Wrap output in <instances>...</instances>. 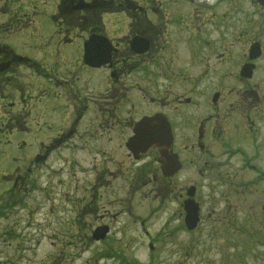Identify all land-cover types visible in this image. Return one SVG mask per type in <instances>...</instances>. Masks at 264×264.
<instances>
[{"label": "flooded vegetation", "instance_id": "1", "mask_svg": "<svg viewBox=\"0 0 264 264\" xmlns=\"http://www.w3.org/2000/svg\"><path fill=\"white\" fill-rule=\"evenodd\" d=\"M43 3L0 0V126L6 125L11 137V148H0L6 158L0 172L4 186L26 188L32 166L56 154L69 165L59 169H67L69 178L57 183L71 192L70 198L64 192L63 201L71 211L70 232L74 237L86 232L88 218L91 236L97 227L108 230L100 243L113 234L112 221L126 214L127 185L149 187L155 199L160 189L168 194L177 181L183 188L188 185L173 197L183 218L186 189L194 188L196 196L199 185L214 189L223 183L222 157V165L243 157L249 172L254 160L261 166L264 93L256 91L254 76L258 61L264 60V0H54V32L48 42L37 21ZM240 17L251 20L233 27ZM46 49L51 52L43 54ZM250 63L252 77L244 78L242 67ZM32 91L43 98L41 105L32 104ZM27 98L32 103L24 109H31V120L37 110L35 128L43 119L45 132L56 130L48 141L44 133L35 150L17 139L42 135L38 128H25L30 133L16 129L23 117L13 108ZM74 138L93 155L82 197L80 173L86 170L58 151ZM118 155L122 158L115 161ZM173 157L181 168L171 175ZM195 170L199 182L192 177ZM8 194L15 200L11 224L17 230L23 224L16 209L23 200ZM98 204L105 215H93ZM2 209L0 204V220Z\"/></svg>", "mask_w": 264, "mask_h": 264}, {"label": "rangeland", "instance_id": "2", "mask_svg": "<svg viewBox=\"0 0 264 264\" xmlns=\"http://www.w3.org/2000/svg\"><path fill=\"white\" fill-rule=\"evenodd\" d=\"M53 1L44 0L43 10L37 18L41 22L43 42H48L54 32L51 18ZM255 15L257 18L258 14L254 13L253 17ZM249 20L251 19L240 17L233 27L248 23ZM54 51L56 52L55 49L52 52ZM49 52L51 51L46 49L43 54ZM22 53L34 57L30 50H23ZM258 64L254 83L258 86L256 91L264 93V60L258 61ZM40 81L43 82V78ZM39 90L42 89L39 87ZM29 94L31 98L34 97L33 103L27 98L24 102L16 103L13 111L23 117L21 124L16 126L17 130L30 133L25 128L32 127L34 131L38 128L42 132L40 139L36 140L26 138L23 134L17 138L26 140L35 150L39 149L44 133V140L48 141L55 136L56 130L50 127V131L45 132L43 119L40 124L37 120L35 128L37 110L33 112L31 120V109L24 108H28L31 103L41 105L43 98L35 91ZM82 128L83 126H79L80 131ZM9 132L6 125L0 126V148L5 152L11 148L8 146V140L11 139ZM83 145V141L74 138L58 150L63 159L70 161L75 158L81 168L86 170L85 173H80V197L83 196L82 182L91 180L90 165L93 160V155L80 149ZM18 147L23 145L19 143ZM90 148H97V145H91ZM121 158L119 155L114 156L115 161ZM223 158L219 161L223 183L214 189L198 184L196 199L199 200L201 223L196 231L187 232L183 218L178 217L179 208L173 197H178L188 185L183 188L175 179L176 187L168 194L167 189H160L157 199L149 187L134 188L127 185L123 198L127 199L124 205L126 214L112 221L113 234L106 241L91 243L84 236L87 233L91 237L90 228L87 227L91 223L88 218L86 232H82L79 237L72 236L70 232L71 211L63 206V201L67 198L64 192H68L69 198L71 192L63 191L57 183L66 182L69 178L67 169L59 171L69 165L63 163L56 154H50L43 160V164L32 166L34 174L25 183L26 188L19 185L9 189V186L1 185L6 183L0 180V201L2 194L5 199L0 203L3 206L0 220V264H264V174L257 172V169L264 170V157L261 158V166L254 164L256 160L250 163L257 167L253 172L243 169L247 162L243 157L222 165L220 162ZM5 159L0 156V172L4 168ZM196 174L195 170L192 177L199 182ZM184 176L182 172L179 178L183 181ZM9 191L15 192L16 200H23L22 208L18 206L16 209L20 225L23 224L17 230L11 224V219H14L11 210L15 200H9ZM163 198L165 201L161 204ZM97 208L98 211L93 215H105L101 204ZM150 245L152 248H149Z\"/></svg>", "mask_w": 264, "mask_h": 264}, {"label": "water", "instance_id": "3", "mask_svg": "<svg viewBox=\"0 0 264 264\" xmlns=\"http://www.w3.org/2000/svg\"><path fill=\"white\" fill-rule=\"evenodd\" d=\"M246 69H247V73H248L246 76L249 77L251 75L250 71H251L252 67L251 66L246 67ZM164 142H166V141H164ZM165 146L168 149V147L170 146V138L165 143ZM172 165H173V172L172 173H175L180 167L178 162L175 161V157L172 158ZM188 196H190V197L193 196V189L192 188L188 190ZM184 210H185V219H184L185 225H186L188 230H192L195 228V226L198 222V210H199L198 205L192 199L189 198L188 200H186L184 202ZM105 232H106L105 228L96 230L94 233V238L97 240L100 238H103L105 235Z\"/></svg>", "mask_w": 264, "mask_h": 264}]
</instances>
